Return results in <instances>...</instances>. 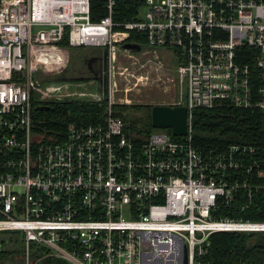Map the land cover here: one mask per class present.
Returning <instances> with one entry per match:
<instances>
[{
  "label": "built area",
  "instance_id": "1",
  "mask_svg": "<svg viewBox=\"0 0 264 264\" xmlns=\"http://www.w3.org/2000/svg\"><path fill=\"white\" fill-rule=\"evenodd\" d=\"M134 1L130 18L115 19L117 0H103L106 13L93 20L90 0H0V230L22 233L26 264L44 256L62 264H206L212 232L264 231V221L217 216L220 207L244 210L264 197V151L191 143L195 108L227 100L264 111V0ZM63 37L106 49L105 94L94 77H58ZM129 41L140 48H124ZM242 45L256 49L252 63L235 60ZM252 66L262 77L256 97ZM93 81L94 91L77 88ZM172 85L174 102L150 96ZM33 96L51 105L105 100L104 118L69 123L59 139L41 127ZM145 97L187 107L182 138L164 127L125 131L111 107ZM30 241L45 248L35 259Z\"/></svg>",
  "mask_w": 264,
  "mask_h": 264
},
{
  "label": "trees",
  "instance_id": "2",
  "mask_svg": "<svg viewBox=\"0 0 264 264\" xmlns=\"http://www.w3.org/2000/svg\"><path fill=\"white\" fill-rule=\"evenodd\" d=\"M119 12L115 19L130 18L138 5L134 0H117ZM106 13L103 0H90V17L99 19ZM131 40L144 44L142 33L133 32ZM66 52V65L58 77L65 79L93 78V75L83 65V59L96 47L70 46L66 37L60 41ZM256 49L248 45L238 46L235 60L241 64L252 63ZM165 54V53H164ZM90 55V54H89ZM163 56V55H162ZM259 69L250 67L249 85L253 97L262 85ZM33 99V113L42 119L41 127L51 135L64 138L69 123L87 125L102 122L106 103L92 100H70L47 109L36 108ZM150 103L115 104L112 112L122 118L126 132H136L142 136L153 131L151 125ZM156 128V127H155ZM191 143L193 146L206 151L215 149L222 151L231 144H246L256 148L261 155L264 151V111L257 106L240 107L224 100L211 107H200L192 110ZM171 138L180 139L173 135L169 128L164 127ZM137 139V138H136ZM263 191L256 193L259 199ZM258 202V203H257ZM264 221V197L253 201L247 208L239 207L226 209L220 207L217 216ZM17 231V232H16ZM25 242L19 230H0V264L11 263L19 259L15 256L24 255ZM45 252V248L35 241L29 242V257L35 259ZM45 264H62V260L46 256L41 259ZM21 261V260H20ZM206 264H264V231L263 230H220L210 235V245L201 257Z\"/></svg>",
  "mask_w": 264,
  "mask_h": 264
},
{
  "label": "water",
  "instance_id": "3",
  "mask_svg": "<svg viewBox=\"0 0 264 264\" xmlns=\"http://www.w3.org/2000/svg\"><path fill=\"white\" fill-rule=\"evenodd\" d=\"M124 48H131L138 50L140 44L136 42H124ZM103 53L106 57V49L103 48ZM90 70L93 71L91 67ZM97 74V75H96ZM93 76L97 77L101 82L103 93L105 94V80L104 73L93 72ZM42 78V77H40ZM86 78V77H82ZM50 106L47 104H36L38 109H46ZM151 125L154 127H167L173 135H182L187 132V107L183 104H167V103H154L151 105Z\"/></svg>",
  "mask_w": 264,
  "mask_h": 264
},
{
  "label": "rangeland",
  "instance_id": "4",
  "mask_svg": "<svg viewBox=\"0 0 264 264\" xmlns=\"http://www.w3.org/2000/svg\"><path fill=\"white\" fill-rule=\"evenodd\" d=\"M165 55L166 56H169V54H168V52H166L165 53ZM63 79H65V78H63ZM62 79V80H63ZM167 79V77H165V82H164V84L166 85H168V81L166 80ZM68 80H70V79H68ZM73 81H77L76 79H72ZM48 81V80H47ZM73 85L74 84H71V87H73ZM96 85H97V82L96 81H93V82H91V83H88V82H85L83 85H80V86H78L77 88L78 89H82V90H84V91H94V90H96L95 88H96ZM168 92H171L170 93V95H168L167 93ZM172 92H175V94L177 95L178 94V88L177 87H175V86H171V88L169 89V91H167V92H165V94H163L162 96H157V95H155V94H151L150 96L151 97H153V98H156V99H162L161 97H165V102H174L175 100H172L171 98L172 97H174V93H172ZM133 94V96L134 97H137V98H139L140 97V95L139 94H136V93H132ZM142 97V96H141ZM37 97L36 96H33V99H36ZM144 99V101L142 102V103H150V104H153V101L151 100V99H149L148 97H145V98H143ZM135 103H138V102H134V104ZM47 105H51V104H47ZM52 106V105H51ZM47 109V108H46ZM156 128L153 126V128H152V130H155ZM17 232V231H16ZM43 254V253H42ZM41 254V255H42ZM44 257H46V256H44ZM43 257V258H44ZM53 257V256H52ZM37 258V257H36ZM15 259H19V260H16V261H14V262H11V263H6V264H26V262H25V260H26V253L24 252V255L22 256V254L21 253H19L18 255H16L15 256ZM21 260V261H20ZM3 264H5V263H3ZM33 264H45L44 262H42V260H39V261H35Z\"/></svg>",
  "mask_w": 264,
  "mask_h": 264
},
{
  "label": "flooded vegetation",
  "instance_id": "5",
  "mask_svg": "<svg viewBox=\"0 0 264 264\" xmlns=\"http://www.w3.org/2000/svg\"><path fill=\"white\" fill-rule=\"evenodd\" d=\"M83 60H84L83 61V65L86 67V69L92 75H93V72H96V73H104V68H105V63H106V57H105L102 49L92 50V52L88 53V55H86ZM89 67H91L93 69V71L90 70ZM93 77L96 80L98 79L95 76H93Z\"/></svg>",
  "mask_w": 264,
  "mask_h": 264
}]
</instances>
